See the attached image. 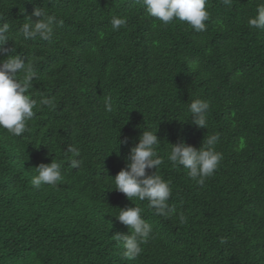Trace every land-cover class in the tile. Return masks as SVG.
I'll return each mask as SVG.
<instances>
[{
  "label": "trees",
  "instance_id": "16d2710c",
  "mask_svg": "<svg viewBox=\"0 0 264 264\" xmlns=\"http://www.w3.org/2000/svg\"><path fill=\"white\" fill-rule=\"evenodd\" d=\"M32 2L0 0L11 26L5 47L38 74L28 130L0 129V264H264V30L247 23L260 0H207L203 32L179 20L165 26L139 0ZM34 6L63 22L49 41L19 34ZM113 16L127 24L113 30ZM196 98L210 105L206 129L191 123ZM156 126V171L175 209L167 217L113 189L130 148ZM214 134L223 158L201 186L168 160L169 144L199 148ZM68 145L80 150L78 169ZM52 159L62 180L34 188L33 168ZM135 206L152 233L129 260L113 238L128 228L113 215Z\"/></svg>",
  "mask_w": 264,
  "mask_h": 264
},
{
  "label": "clouds",
  "instance_id": "9594fccd",
  "mask_svg": "<svg viewBox=\"0 0 264 264\" xmlns=\"http://www.w3.org/2000/svg\"><path fill=\"white\" fill-rule=\"evenodd\" d=\"M146 13L150 17L159 20L167 26L175 20L187 23L195 32L206 30V21L210 13L206 9L207 0H139ZM225 5L231 0H223ZM35 5V0L31 3ZM21 13L25 12L22 7ZM26 22L19 28V34L25 41L39 38L49 41L53 37L57 25H62L54 15L45 11V7L34 6L32 12L26 15ZM0 16V129L19 137L25 133L27 124L34 116V109L37 101L30 96L33 81L37 78V72L31 63L24 62L18 55H13V49L5 47L11 35V26ZM113 30H119L127 24L123 17L113 16L111 19ZM249 27L264 30V0L256 7L254 16L248 18ZM191 66L196 67L195 62ZM105 108L112 110L111 97L105 98ZM39 104L49 108L54 107V101L50 97L42 96ZM209 103L203 99H193L188 105V111L192 117L191 123L198 128H207V112ZM156 129L143 130L138 137V143L130 148L125 157V167L122 168L113 178L116 191L123 193L128 200L133 198L139 201H148L149 207L154 213L160 216H169L175 209L171 208L167 201L171 196L169 182L157 174V168L163 163L158 155L157 146L160 142L156 135ZM219 140L217 135H210L203 139L199 148L187 145L182 139L170 145L168 160L173 166H181L187 170V175L199 185L212 176L217 169L223 154L216 150ZM129 138L125 137L118 141L120 144H127ZM3 146V145H2ZM13 145H5L10 149ZM67 152L71 153L72 159L69 164L73 169L81 165L79 159L80 150L68 145ZM62 164L52 159L51 163H40L33 168L35 175L31 178V185L39 189L42 185L55 188L62 180ZM155 169V171H150ZM32 171V172H33ZM32 172L28 177L32 176ZM118 222L128 228L127 234L116 233L114 240L122 245L123 256L132 260L138 257L152 233V226L141 216L140 207H126L119 209L118 215H113ZM184 221L183 215L180 217ZM130 230V231H129Z\"/></svg>",
  "mask_w": 264,
  "mask_h": 264
}]
</instances>
